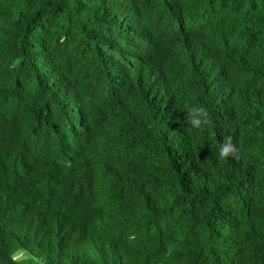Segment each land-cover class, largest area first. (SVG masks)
Wrapping results in <instances>:
<instances>
[{"label": "trees", "instance_id": "16d2710c", "mask_svg": "<svg viewBox=\"0 0 264 264\" xmlns=\"http://www.w3.org/2000/svg\"><path fill=\"white\" fill-rule=\"evenodd\" d=\"M0 264H264V0H0Z\"/></svg>", "mask_w": 264, "mask_h": 264}, {"label": "clouds", "instance_id": "9594fccd", "mask_svg": "<svg viewBox=\"0 0 264 264\" xmlns=\"http://www.w3.org/2000/svg\"><path fill=\"white\" fill-rule=\"evenodd\" d=\"M227 154H228V149H222V152H221L222 157ZM5 171L7 172V177H9L10 171L8 169H5ZM16 256H20V254H17ZM16 256H13V258H16Z\"/></svg>", "mask_w": 264, "mask_h": 264}]
</instances>
